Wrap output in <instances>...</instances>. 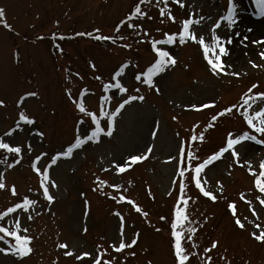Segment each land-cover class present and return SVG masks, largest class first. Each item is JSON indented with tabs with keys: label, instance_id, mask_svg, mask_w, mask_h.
I'll use <instances>...</instances> for the list:
<instances>
[{
	"label": "rangeland",
	"instance_id": "374dc122",
	"mask_svg": "<svg viewBox=\"0 0 264 264\" xmlns=\"http://www.w3.org/2000/svg\"><path fill=\"white\" fill-rule=\"evenodd\" d=\"M138 1L0 0V264H264V0Z\"/></svg>",
	"mask_w": 264,
	"mask_h": 264
},
{
	"label": "trees",
	"instance_id": "16d2710c",
	"mask_svg": "<svg viewBox=\"0 0 264 264\" xmlns=\"http://www.w3.org/2000/svg\"><path fill=\"white\" fill-rule=\"evenodd\" d=\"M147 1H150V0H139L138 3L136 4L135 8H133L131 10L130 14L136 13L135 17L137 15V17H136L137 19L135 17H133V20L129 22V23H131V25H133V26L136 25L137 26L138 22H140V20H139L140 19V8H142V5L144 3H146Z\"/></svg>",
	"mask_w": 264,
	"mask_h": 264
},
{
	"label": "bare ground",
	"instance_id": "6f19581e",
	"mask_svg": "<svg viewBox=\"0 0 264 264\" xmlns=\"http://www.w3.org/2000/svg\"><path fill=\"white\" fill-rule=\"evenodd\" d=\"M1 170V169H0Z\"/></svg>",
	"mask_w": 264,
	"mask_h": 264
}]
</instances>
